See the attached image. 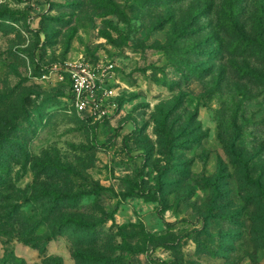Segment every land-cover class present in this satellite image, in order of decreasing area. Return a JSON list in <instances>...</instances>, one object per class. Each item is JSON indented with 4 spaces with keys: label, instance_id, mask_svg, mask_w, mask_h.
Here are the masks:
<instances>
[{
    "label": "rangeland",
    "instance_id": "rangeland-1",
    "mask_svg": "<svg viewBox=\"0 0 264 264\" xmlns=\"http://www.w3.org/2000/svg\"><path fill=\"white\" fill-rule=\"evenodd\" d=\"M0 152V264H264V0H0Z\"/></svg>",
    "mask_w": 264,
    "mask_h": 264
},
{
    "label": "built area",
    "instance_id": "built-area-1",
    "mask_svg": "<svg viewBox=\"0 0 264 264\" xmlns=\"http://www.w3.org/2000/svg\"><path fill=\"white\" fill-rule=\"evenodd\" d=\"M64 72L69 76L71 97L74 106L79 111H89L90 113L103 114V106L95 99L100 81L96 78L89 67L83 64H67ZM112 95V91L108 93Z\"/></svg>",
    "mask_w": 264,
    "mask_h": 264
},
{
    "label": "trees",
    "instance_id": "trees-1",
    "mask_svg": "<svg viewBox=\"0 0 264 264\" xmlns=\"http://www.w3.org/2000/svg\"><path fill=\"white\" fill-rule=\"evenodd\" d=\"M4 155V153L3 152H0V162L3 160L2 158H1V156H3ZM103 189L101 188V187H96L95 189H94V193H99V192H101ZM53 198L56 200V201H66V200H68L69 198H70V196H68V195H65V194H60V195H54L53 196ZM67 223H72V224H74V225H78V226H81V227H86V228H89V227H87V225L86 224H84V223H82V222H80V221H77V220H73V219H68V220H66L65 221V224H67Z\"/></svg>",
    "mask_w": 264,
    "mask_h": 264
}]
</instances>
